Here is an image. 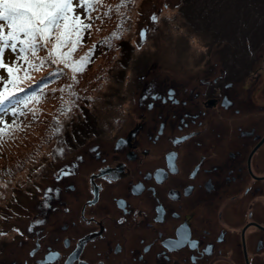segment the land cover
Instances as JSON below:
<instances>
[{
    "label": "flooded vegetation",
    "instance_id": "1",
    "mask_svg": "<svg viewBox=\"0 0 264 264\" xmlns=\"http://www.w3.org/2000/svg\"><path fill=\"white\" fill-rule=\"evenodd\" d=\"M249 2L189 62L142 66L111 124L72 134L53 187L1 217L0 264H264V0Z\"/></svg>",
    "mask_w": 264,
    "mask_h": 264
},
{
    "label": "rangeland",
    "instance_id": "2",
    "mask_svg": "<svg viewBox=\"0 0 264 264\" xmlns=\"http://www.w3.org/2000/svg\"><path fill=\"white\" fill-rule=\"evenodd\" d=\"M249 1L257 0H125L126 6L122 0H103L97 5L86 21L92 28L72 57L79 61L92 49L83 70L73 73L46 62L19 85L36 89L20 114L13 115L10 105L7 112L0 110V224L26 194L53 187V154H64L72 134L105 128L123 112L142 66L189 62L206 42L203 34L241 22ZM6 87L11 89L0 82V91ZM17 190L21 193L13 198Z\"/></svg>",
    "mask_w": 264,
    "mask_h": 264
},
{
    "label": "snow or ice",
    "instance_id": "3",
    "mask_svg": "<svg viewBox=\"0 0 264 264\" xmlns=\"http://www.w3.org/2000/svg\"><path fill=\"white\" fill-rule=\"evenodd\" d=\"M102 2L0 0V82L11 85L10 90L6 87L0 91V110L7 112L8 106L13 104L27 106V102L35 98L31 95L20 98L19 93L24 92V89L19 85L25 80H31V72L41 71L46 62L63 64L73 73L83 70L91 59L92 49L79 61H74L72 57L82 46L84 33L92 28V24L86 21L93 19L91 13ZM121 6H126L125 0H122ZM116 10L119 11V8ZM152 19L157 18L153 15ZM114 37L119 38L117 34ZM40 52H46L47 55L41 57ZM12 114L16 115L14 109Z\"/></svg>",
    "mask_w": 264,
    "mask_h": 264
},
{
    "label": "trees",
    "instance_id": "4",
    "mask_svg": "<svg viewBox=\"0 0 264 264\" xmlns=\"http://www.w3.org/2000/svg\"><path fill=\"white\" fill-rule=\"evenodd\" d=\"M87 35V31L84 33V35H83V38H84V36H86ZM27 95H31V96H35L36 95V89L34 88V87H29V88H25L24 89V92H20L19 93V97L20 98H23L24 96H27ZM30 101V100H29ZM10 107L12 108V110L14 109L15 110V112H16V115L18 114H20V112L22 111V108L24 107V105L23 104H20V105H15V104H13V106H11L10 105ZM17 115V116H18Z\"/></svg>",
    "mask_w": 264,
    "mask_h": 264
}]
</instances>
